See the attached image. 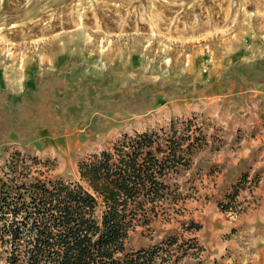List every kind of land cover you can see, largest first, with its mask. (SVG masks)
Instances as JSON below:
<instances>
[{
	"label": "rangeland",
	"instance_id": "rangeland-1",
	"mask_svg": "<svg viewBox=\"0 0 264 264\" xmlns=\"http://www.w3.org/2000/svg\"><path fill=\"white\" fill-rule=\"evenodd\" d=\"M172 123L201 146L167 181L174 210L126 250L243 264L231 227L264 198V0H0V165L19 153L44 163L40 178L77 182L81 160Z\"/></svg>",
	"mask_w": 264,
	"mask_h": 264
},
{
	"label": "trees",
	"instance_id": "trees-1",
	"mask_svg": "<svg viewBox=\"0 0 264 264\" xmlns=\"http://www.w3.org/2000/svg\"><path fill=\"white\" fill-rule=\"evenodd\" d=\"M185 131L180 134L172 123L168 129L125 134L81 160L77 182L40 178L44 163L13 154L0 165V245L6 263L164 264L162 248L128 252L125 244L129 233L150 224L166 203L176 207L167 181L201 146L190 128ZM243 181L227 196L224 211H231ZM199 229L193 222L187 227ZM176 242L173 237L168 244Z\"/></svg>",
	"mask_w": 264,
	"mask_h": 264
},
{
	"label": "crops",
	"instance_id": "crops-1",
	"mask_svg": "<svg viewBox=\"0 0 264 264\" xmlns=\"http://www.w3.org/2000/svg\"><path fill=\"white\" fill-rule=\"evenodd\" d=\"M258 189L259 188H257L255 192H257ZM236 225H238V232H234V236H242L246 247L242 244H240V247L248 250V257L244 260L243 264H264V198L260 205L243 214L242 217L239 218V221L232 225L231 228H234L233 226ZM219 230L220 229L213 227L210 229L207 237L203 238V244H208L209 247L213 249L212 252L214 254H211L214 256L217 251L213 247L212 241L220 238L218 233ZM231 236L234 237L233 234Z\"/></svg>",
	"mask_w": 264,
	"mask_h": 264
},
{
	"label": "built area",
	"instance_id": "built-area-1",
	"mask_svg": "<svg viewBox=\"0 0 264 264\" xmlns=\"http://www.w3.org/2000/svg\"><path fill=\"white\" fill-rule=\"evenodd\" d=\"M247 184H250V183H247Z\"/></svg>",
	"mask_w": 264,
	"mask_h": 264
}]
</instances>
